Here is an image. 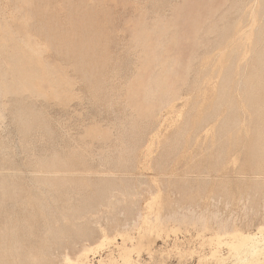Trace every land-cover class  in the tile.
<instances>
[{"label": "rangeland", "instance_id": "obj_1", "mask_svg": "<svg viewBox=\"0 0 264 264\" xmlns=\"http://www.w3.org/2000/svg\"><path fill=\"white\" fill-rule=\"evenodd\" d=\"M262 224L264 0H0V253L221 264Z\"/></svg>", "mask_w": 264, "mask_h": 264}, {"label": "bare ground", "instance_id": "obj_2", "mask_svg": "<svg viewBox=\"0 0 264 264\" xmlns=\"http://www.w3.org/2000/svg\"><path fill=\"white\" fill-rule=\"evenodd\" d=\"M25 45H26V47H28V50L31 52L28 53L27 55H25L23 52H21L20 57L22 58L23 56H26V57H29V60H31L30 58L32 56L34 57V52L36 53L37 50L34 47L29 46L27 43H25ZM30 55H32V56L30 57ZM20 62H21V59L17 61L18 64L12 63V65H11L10 71H11L13 80L23 79L28 74H32V73L37 72L34 69V67H26V64H24V63L19 64ZM28 76H30V75H28ZM35 76H38V75H35ZM30 77H27V78H30ZM169 79H170V77H168L166 79L167 82H169ZM166 101L167 100H165V102ZM221 230H222L221 233H219L220 231H217V232L219 233V236H220V234H223V235L221 237H219V236H217L216 238L214 237L215 238L214 240H216V243L221 245L222 247H223V245L226 247V249H227L226 253L227 254L224 255L223 253H221L220 250L218 249L217 245H216V247H214V245H212V243H211L213 248L210 247V248L214 249V250H212L211 255L214 256V258H216L219 261V263H221V264H223V263H227V264H264V224L260 225L256 231L254 230V232H249V231L243 232V231L231 230L229 228L227 229L225 225L222 227ZM217 232H216V234H217ZM105 238H106V236H103L104 240L103 239H101V240L106 242ZM106 239L108 241V238H106ZM112 239L113 240H110V243H111V241L114 242V240H115L114 238H112ZM211 240H213V239H211ZM103 243H101V244H103ZM116 246L118 247V245H116ZM210 248H209V250H211ZM129 249H130V247L129 248L128 247H120V245H119L117 257H119L120 260H122L123 262H130L129 261V258H130L129 253H131V251L129 252ZM2 252H4V251H2ZM2 252L0 253V255H2L4 257H3V260L1 261V264H17L12 259V253L13 252L10 251V252H8L9 254H7V255L3 254ZM25 254H26V257H24V258L34 257L33 253H31L30 251L25 252ZM20 260L23 261L22 259H20ZM88 261H89V259H88V254L86 251L79 253L74 258H71L67 255L63 257V263L64 264H84ZM29 263H31V264H33V263L34 264H48L47 261L44 263H40V262H33V263L29 262ZM18 264H22V262H20ZM99 264H101V262H99Z\"/></svg>", "mask_w": 264, "mask_h": 264}]
</instances>
